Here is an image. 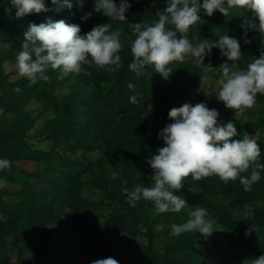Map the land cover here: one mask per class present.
<instances>
[{"label": "trees", "instance_id": "16d2710c", "mask_svg": "<svg viewBox=\"0 0 264 264\" xmlns=\"http://www.w3.org/2000/svg\"><path fill=\"white\" fill-rule=\"evenodd\" d=\"M95 2L78 5L73 0L71 9L57 11V5L45 0L47 12L18 19L9 0H0V45H8L0 47V159L11 161L0 169V178L8 182L0 188V264H92L109 256L119 264H250L264 255V176L250 191L239 177L225 183L215 175L198 181L189 176L174 191L188 204L179 213L156 214L145 200L132 207L124 189L150 186L153 170L147 160L164 146L158 133L171 122L169 111L184 103L206 102L217 109L219 122L235 123L240 137L233 139L245 132L254 136L264 164V95L257 94L252 108L235 115L215 96L201 94L203 79L220 77L218 67L226 57L218 49L204 64L195 57L173 62L167 80L151 65L131 71L132 24L157 20L166 0H129L126 21L95 12ZM87 13L91 16L82 19ZM236 14L201 13L188 36L193 42L197 37L217 39L216 34L237 38L242 53L238 64L246 68L264 50V36L251 29L245 35L241 25L251 12ZM48 18L78 24L82 34L110 23L123 45L121 67L108 71L84 65L63 78L59 69H48L49 79L34 85L18 75L13 78L7 65L22 50L24 32L29 24ZM129 82L134 89L127 87ZM134 94L139 104L130 102ZM33 104L35 110L30 109ZM250 174L251 168L240 175ZM197 206L207 208L215 220L212 235H169L170 225L186 222Z\"/></svg>", "mask_w": 264, "mask_h": 264}, {"label": "clouds", "instance_id": "9594fccd", "mask_svg": "<svg viewBox=\"0 0 264 264\" xmlns=\"http://www.w3.org/2000/svg\"><path fill=\"white\" fill-rule=\"evenodd\" d=\"M9 3L18 19L49 10L45 0H9ZM51 3L58 6L57 11L73 7V0H51ZM76 3L83 5L85 0H76ZM130 8L129 0H120L119 5L115 0H96L94 5L95 12L102 13L111 21H126L125 14ZM217 10L225 17L233 12L237 13L234 16L251 12V17L244 16L241 25L245 35L251 29L264 36V0H166V7L156 12L157 20L150 24H132L136 37L131 44L132 61L128 67L139 73L151 65L167 80L173 72V62L195 57L198 63L204 64L213 49H218L226 61L218 67L220 77L216 86L211 91H204V94L208 97L215 95L216 100L223 102L227 109L235 110L236 115L252 108L257 102V94L264 95V50L259 58L251 59L246 68H240L238 62L242 53L237 38L216 34L217 39L197 37L195 42L190 40L188 33L193 25L202 20L201 13L210 17ZM90 16L91 13H87L82 19L87 20ZM110 28V23H103L82 34L78 24H69L64 20L48 18L40 24H29L24 32L22 50L16 56L18 76L27 78L34 85L39 80L49 79L46 74L48 69H59L61 78L80 72L84 65L95 64L108 71H116L121 67L119 53L123 45L119 34L110 31ZM207 67L213 68L211 65ZM127 87L134 89L135 85L129 82ZM130 102L139 104L138 95H131ZM219 116L218 110L209 108L206 102L173 107L168 113L171 122L158 133L164 146L147 160L153 170L151 184L145 186L141 183L132 190L125 188L129 205L135 207L137 201L145 200L153 204L156 214L179 213L188 204L183 196L174 194V191L179 190L182 181L189 176L198 181L215 175L225 183L239 177L245 190L250 191L252 185L264 176L261 149L254 136L246 132L242 138L233 139L240 137L235 123H221ZM10 165V160L0 159V169ZM249 168L250 176L240 175ZM116 175L113 173V178ZM7 183L0 178V188ZM2 219L4 217L0 214ZM214 224L208 209L197 206L191 209L186 222L170 225L169 235L198 231L207 239L216 230ZM163 228V224L156 225L157 230ZM92 264L119 262L109 256L94 260ZM250 264H264V255L251 260Z\"/></svg>", "mask_w": 264, "mask_h": 264}, {"label": "rangeland", "instance_id": "374dc122", "mask_svg": "<svg viewBox=\"0 0 264 264\" xmlns=\"http://www.w3.org/2000/svg\"><path fill=\"white\" fill-rule=\"evenodd\" d=\"M7 70L10 72H12V73H14V77L13 78H15V77H17V68H16V61H11V62H9L8 63V65H7ZM218 79H215V78H213V77H207V78H205V79H203L202 81H201V83H200V87H199V92L201 93V94H203V95H205L204 94V91H207V90H209V91H211L212 90V88L213 87H215L216 86V81H217ZM213 96H215V95H213ZM36 107H37V105L36 104H33L31 107H30V109L31 110H35L36 109ZM12 257H16L14 254L12 255Z\"/></svg>", "mask_w": 264, "mask_h": 264}]
</instances>
